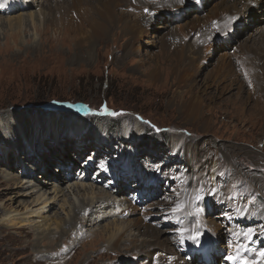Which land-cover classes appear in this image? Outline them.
I'll return each mask as SVG.
<instances>
[{"label":"rangeland","instance_id":"374dc122","mask_svg":"<svg viewBox=\"0 0 264 264\" xmlns=\"http://www.w3.org/2000/svg\"><path fill=\"white\" fill-rule=\"evenodd\" d=\"M7 1L10 0L5 2ZM33 1V6H28L25 10L15 5L9 12L0 11V23L3 22L0 25V132L8 140L5 143L0 142V218L3 213L9 211L27 218L25 225L21 227H8L0 222V264H146L143 254L136 256V248L142 246V242H153L156 239L160 241L156 243L157 245H167L164 244L166 238L167 241H172L170 247L179 245L180 254H178L180 257L184 256V263L203 264L202 259L197 256L195 258L180 241L182 222L178 221L174 225L170 207L176 204V199H179L185 191L190 192L182 189L181 186L185 183L191 186L190 180L194 181L195 178L193 172L196 161H202V158L205 160L208 155L209 159L219 160L223 169L212 181V191L208 189L210 195L204 193L206 201L213 196L214 199L209 200V209L201 210L199 216H206L208 219L213 217L211 223L215 227H221L230 233L232 229H229V226L233 219L228 218L233 216L235 211L225 207V200H220L230 196V202L235 207L239 209L245 207L243 214L246 216V221L241 223L239 228L242 233L252 230L249 235L252 242L251 245L248 244L249 250L254 251L255 248L264 250V188H261L264 187V74L262 73L264 71L260 66L262 56H259L264 55V32L262 33L264 11L259 10L254 19L252 16L242 17V24L237 26H230L233 23V16H229L228 18L232 20L227 23V29L224 25L227 15L217 24V21H212L213 26L221 28L223 40L219 46L222 48L206 51L205 59L214 63L221 54L228 53L230 64L226 68H231V72L228 73L226 69V72L219 75L220 79L217 78L214 84L218 91L215 87L207 88V92L203 95L202 114L198 118L187 117L178 111V105L173 102L172 94L175 87L171 85L169 73L161 69V78L154 83L146 77L147 72L144 73L142 69L149 66L148 54L156 52L158 58L159 54L164 57L173 50V46H159L162 33L169 32L173 26L175 30L177 27V31H180L179 26L195 20L197 15L203 16L207 11L211 12L219 5L233 6L236 10L233 12L234 15L238 13L236 16H244L245 10L242 6L249 7L248 0L244 2L243 0H202L201 7L198 6L199 0H197L198 4L196 0H184L187 8L185 11L177 13L175 12L177 8H173L172 11L169 10V14H166L167 18L160 20L152 16V20L155 21L147 28L143 38L133 46L130 54L126 53L127 37L122 36L121 32L117 35L115 34L117 31H111L106 38H99L100 42L95 41L90 51L91 57L88 55L89 59H84L83 56L86 53L83 50L86 48L84 42L88 41L83 35L87 30L91 32L92 24L81 22L82 19L77 17L78 12L74 9L67 13L73 22L61 21V25L52 24L50 22L53 19L52 15L60 10L66 12L70 2L58 0L56 5L55 0H50L49 4L52 6H46L45 2L41 5L43 0ZM2 4L1 1L0 6ZM204 4L206 7L203 10ZM168 5L177 6L174 3L165 4ZM40 6L44 11V18L40 15V20L35 21L36 29L28 20L25 25L17 27L15 19L18 16L25 17V13L30 10L37 12ZM124 11L133 12L130 7H125ZM141 12L145 14L142 18L144 21L153 13L144 8ZM9 20L12 23H8ZM183 33H181L183 41L190 40V43L194 42L196 45L194 41L198 37L196 32L190 36ZM257 43H262L261 46L259 45L261 49L255 47ZM244 44L247 49H251L250 51L246 49L248 54L245 56L241 54ZM199 46L203 49L201 45ZM162 62L166 65L169 61L165 57ZM184 64L186 69H191L190 59L184 61ZM203 64L206 62L203 61ZM203 73L205 74L202 71L199 77L195 78L197 83L202 84L206 78ZM237 82H240L241 86L238 87ZM180 88L186 91L185 86L181 85ZM222 88L225 90L220 93ZM210 96L213 97L212 101ZM49 101L72 103V109L76 106L74 111L82 117L79 120H71L70 118L77 112L71 111L70 108L69 111L43 109L44 104ZM65 112L68 114L66 115ZM85 113L87 118L83 116ZM81 119H85L83 124L80 123ZM91 130L96 132L92 133ZM13 132L15 135L12 134ZM101 133L106 141L100 139ZM25 135H31L30 139H26ZM173 136H180L183 141L180 140L178 148L171 149L170 141ZM95 144H100L98 153L100 156L97 159L103 157L112 160L127 157L129 162L130 159L135 158V161L132 159L134 162L131 172L127 170V174L133 178H129L128 184L125 181L119 184L132 185L135 182L133 179H140L137 169L144 167L151 173L159 175V185L149 189H146L144 184L128 189L119 186L107 187L105 183L109 185L108 181L97 184L92 183L90 177H84L87 173L82 166L78 170L73 169L74 171L69 170L70 167L66 168L68 165L71 166V162L80 165L82 161L79 160L89 155L90 150H93L91 147ZM194 146L200 147L201 150L197 152L196 159L190 161L186 152L190 154ZM203 148L209 151L208 155L203 153ZM131 149L134 153L135 149L139 150L134 157L130 156ZM175 149L177 154L174 158L171 156ZM166 158L169 159L166 161ZM37 162L44 164L42 171L35 172L31 177L32 170L36 169L33 165ZM57 165L64 166L62 172ZM127 168L128 166L118 163L115 171L125 177ZM27 169L29 173L24 174ZM44 171L50 176L48 179L55 183H60L59 180L68 175L71 182L82 185L83 189L84 186L87 187L78 192L80 194L77 193L76 196L79 198L77 202L89 201L91 184L104 191L94 193V197L98 200L102 198L101 200H105L104 203L100 206L87 207L85 212L79 214L82 219L78 220L76 225L70 226L63 238L59 237V233L55 234L53 243L45 234L57 232L62 229L61 225L53 230L52 228L55 227L53 224L50 227L46 225L48 220L32 218L25 212V206L34 200L32 197L35 194L41 191L46 194L52 192L50 187L52 184L42 185L40 181L44 179L36 177L37 174L45 176ZM13 176L21 181L23 178L27 183L38 184V189H35L39 191L32 192L33 195L22 194V188L16 184ZM48 179L46 180L49 181ZM258 182L261 185H256ZM152 184L154 182L150 183L151 186ZM229 185L232 187L230 193L226 195L223 191L229 189ZM109 188L111 191L108 192ZM132 190H139V193L131 194L134 197L133 201L129 199ZM217 193L220 199L215 198ZM83 194L85 196L82 197ZM168 202L170 204H167ZM55 209L58 218L62 219L64 214L57 206ZM55 209L50 212V217L47 219L52 217ZM125 209L130 214L129 219L138 218L141 220L140 225L146 224L154 228L151 233L153 236L145 237L143 228H136V232L131 227L132 230L126 231V234L120 238L122 244L113 248L111 242L115 238L112 237L117 228L115 223L129 220L121 214ZM250 210L257 214L252 215ZM48 213L42 212L41 216H46ZM88 218L93 221H87ZM156 222L160 223L159 226L155 225ZM205 223L215 231L209 221ZM118 226L120 228L122 224ZM126 228L127 225H124V230ZM138 231L139 234L135 236ZM165 232L168 234L165 235ZM219 233L218 230L215 231L214 242H219L220 238H223ZM133 234L134 236L131 237ZM35 241L40 243H37L36 248L33 245ZM220 250L217 252L214 250L212 254L218 252L220 254L222 251L224 264H228V256L225 257L228 249ZM98 251L101 253H97ZM212 254L209 258L213 261ZM221 260L219 259V262H222ZM182 263L183 260L178 262V264Z\"/></svg>","mask_w":264,"mask_h":264},{"label":"bare ground","instance_id":"6f19581e","mask_svg":"<svg viewBox=\"0 0 264 264\" xmlns=\"http://www.w3.org/2000/svg\"><path fill=\"white\" fill-rule=\"evenodd\" d=\"M1 1L3 3L2 6H0L1 12H3V11L9 12L15 5L17 7H19L21 10L22 9L25 10L28 8V6L29 7L33 6V3H34L33 0H15V1L10 0L7 2H5L6 0H4V1L1 0ZM1 1H0V3H1ZM49 1L50 0H43V2L42 3L40 2V3H41V5H43V3L45 2L46 6H48V5H50ZM68 1L70 2L69 9L67 8L68 6H66V8L68 9V10L66 9L67 10L66 12L60 10L59 12L52 15V17H53L52 20H50V19L49 20L52 24L54 23L56 25H59L61 23V21L73 22V20H71V18L69 19V17L67 16V13H68V11L70 12L71 9L72 10L74 9V10H77V12H78L77 17L82 19L81 22H84L86 24H88V23L92 24L91 32L89 30H87L86 34L83 35L88 39L87 42H84L86 44L85 45L86 48L83 49L84 51H86V53L83 54L84 59H89L88 55L89 56L91 55L90 51L92 50V47H93L95 41L99 40V38L100 39L106 38L111 33V31H113V32L117 31V32H115V34H117V35H119V32H121L122 36L127 37V42L125 45L126 53L130 54L133 51V46L135 44H137V42L143 38V36L147 33V28L149 26H151L152 23L155 21V20H152V16H156V18L158 20H160V18H162V19L167 18L168 15H166V14H169V12H170L169 10L172 11L173 8H177V11L175 10V12H177V13L180 11H185L187 9L185 6L184 0H153L154 2L152 0H107V1H105V0H86V1L85 0H68ZM199 1H200L199 4H198V1H197V4H198V6L201 7V5H202L201 1L202 0H199ZM248 1L250 3L249 4L247 2L249 7L242 6L243 9L245 10L244 16H236L238 13H236V15H234L233 12L236 10L233 9V6L223 7V6L219 5V6H215L214 9H212V11L210 10L211 12L207 11L206 14L203 16L197 15L195 20L187 21V23L179 26L180 31H177V27L175 30V28H173L174 27L173 26L172 29L170 28L169 32H167V33L163 32L162 36L159 38V44H160L159 46L160 47L173 46L172 47L173 50L170 51L169 53H167L164 57L162 54H161L162 56L159 54L158 58L156 57L157 56L156 52L155 53L151 52L150 54H148L149 60H147L148 61L147 63L149 64V66L143 68L142 69L143 72L144 73L147 72L146 77L149 80H151L153 83L159 81V79L161 78V74H160L161 69L166 71L167 73H169L171 85H173L175 87L173 90V94H172L173 98H174L173 102H176V104L178 105V111L182 115H185L187 117H198L199 118L202 114L201 112H202L203 102H204V99H203L204 96L203 95L207 92L206 91L207 88L208 87H215V90L218 91L216 85H214L215 82L217 81V78H219V75H221V73L223 74L224 71L226 72V69H227L228 73L231 70V68H229V69L226 68V66L228 67V65L230 64V61H228V56H229L228 53L221 54L220 57L214 63L212 62V60L207 61L206 60L207 58L205 59V54H206L205 52L206 51H211L213 49L216 50L217 48H222L221 46H219L223 40V39H221V35H223L221 28L218 29V28H216V25L213 26L212 21L213 20L217 21L216 22V24H217L218 22L223 20L224 16L227 15V18H225V20H224L225 21L224 25L226 27L227 23L230 22V20H232L231 18H228V17L233 16V23L230 24V26H237L239 24H242L241 23L242 17L249 18V16H252V18L254 19L255 14L259 10L264 11V0H248ZM62 2H63V0H62ZM162 2H165L166 5L170 4V3H174L177 6H171V5L165 6V4L163 5ZM243 2H244V0H243ZM55 4L56 5L58 4V0H55ZM242 5H244V4L242 3ZM50 6H52V5H50ZM41 7L42 6H40L39 11H37V12H33L31 10L28 11L27 13H25V15H24L25 17L18 16L15 19L17 27H21V26L25 25L26 21L28 20L30 23H33L32 26H34V28L36 29V26L34 25V24H36L35 21L37 19L40 20V15H43L42 17L44 18V11L41 9ZM60 7L62 8V6H60ZM125 7H130L133 10V12L124 11ZM161 7H163V8L161 9ZM205 7H206V4H204L203 10L205 9ZM143 8L146 9L147 11H153L151 16L146 21H144L142 19L145 15V14H143V12H141V9H143ZM240 10L241 9H239V11ZM134 11H138V12L136 13ZM187 13H189V12H187ZM164 15H166V16L163 18ZM193 15H196V14H193ZM84 18L87 20H84ZM262 18L264 19V16ZM170 19H171V17L169 18V20ZM171 21L172 20H170V22ZM10 22H11V20H9L8 23H10ZM222 23H221V25H222ZM1 24H3V22L0 23V25ZM219 25L220 24H218V26ZM221 27H223V25ZM226 29H227V27H226ZM222 30H224V29H222ZM178 32H181V33L184 32L186 36H188V35L190 36V34H194L196 32V34H198L197 39L194 40V41H196V45L194 42L190 43V40L188 42L183 41V37H181V33H178ZM263 32H264V30L262 31V33ZM260 34H257V35L260 36ZM85 37H83V38H85ZM219 39H220V42H218ZM100 41L101 40H99V42ZM257 42H258V39H257ZM260 42H262V41H260ZM199 45H201L203 49H200ZM251 45H253V44H251ZM259 45L261 46L262 43L261 44L257 43L255 45V47L257 49H261ZM214 46H219V47H214ZM246 49H247V46L245 45L244 48L242 49L243 53H241V54H243V56L248 54ZM247 50H249V49H247ZM245 51H246V53H245ZM255 51H257V50H255ZM259 53L260 52H258V54ZM259 56H262V59H260L262 63L260 61L259 62L262 64L260 66L264 71V55L262 54ZM259 56H257V57H259ZM165 57L169 61L168 64H166V65H164V63L162 62L163 59H165ZM237 58H239V57H237ZM188 59L191 60V69H189V70L186 69V67L184 66V65H186V64H184V61H186ZM203 61H205L206 64H203ZM141 62H143V61H141ZM141 66L142 65H140V67ZM242 70H244V69H242ZM246 70H244V72ZM202 71L205 72V74L204 73L203 74L206 75V78L203 81L204 83L202 82V84H201L198 82L199 83L198 84L195 78L199 77V75ZM250 71H252V70H250ZM262 73L264 74V72H262ZM222 77H224V76H222ZM235 79L237 80V78H235ZM239 83L237 84L238 87L241 86L240 85L241 83L240 84ZM204 84H205V87H204ZM181 85L186 87V91H184L180 88ZM224 90H225V88L224 89L222 88L219 92L220 93L224 92ZM207 96H209V95H207ZM209 98H210V101L213 100V97L210 96ZM2 134L3 133L0 132V142L1 143L8 142L6 136H2ZM12 134L15 135L14 132ZM30 136L25 135L26 139H30ZM180 140H181V142L183 141V139H181L180 136H178V137L173 136L171 138V141H170L171 142V144H170L171 149L175 148V147L178 148L180 146V143H181ZM204 149L205 148H203V151H204L203 153L208 155L209 151H205L206 149L205 150ZM200 150H201L200 147L198 148V147L194 146L191 149V153L189 154V152H186V155L188 156V158H190V161H192L195 158V156H197V152H199ZM176 151H177V149L173 150L172 152L175 153ZM121 159H122V157H118V160H120V162H122ZM132 159L135 161V158H132ZM132 159H130V161H129L130 163L128 162V164L130 165V168H129V165H127L128 168L126 169L125 177H123V178H127V180L124 179L125 182L129 181L128 178H130V177L133 178V176L127 174V170H129L130 172L132 170V163L134 162V161H132ZM26 160H28V159L26 158ZM198 162L196 161V165H195L194 172H193L194 177H195L194 181L190 180L191 186L186 184V183L181 186L182 189H187L190 192L185 191L182 195H180L179 199H176V202H175L176 204H174L172 207L169 206L171 208L170 214H171V217H173L174 225L178 221L182 222L180 224V227H181L180 235H179L180 241H182L183 245H185L187 250H190L191 254H193L194 256L200 257L203 261V264H213L214 262H216L217 261V255L219 254V252L215 253L213 255L212 254L213 251L215 250L217 252L218 250H220V249L222 250L225 248H227L230 251L229 252L227 250V253L225 255V257L228 256L227 259L229 260V264H245V262H250V264H264V259H262V256H261V252H264V250L259 249V248H255L253 246L256 250L250 251L248 244L252 243L250 241L251 236H249V235L246 236L245 235L246 232L242 233L241 228H239L246 221V218H245L246 216L243 214L245 212L244 206H242V208L239 209L237 206L235 207L233 205V203L230 202V196H226V197L220 199V196L218 193L215 195L216 199L219 198L220 200H225V202H226L225 207H228V209H234V211H235V212H233V216H230V217L228 216L229 217L228 219H233V222L230 223V226H229V229L230 228L232 229L230 233H227L221 227H218V228L215 227V225H213L211 223V220L213 217L208 219L206 216L205 217L199 216L198 213L201 210L204 211L206 209H209V206H208V204L210 202L209 200L214 199V196H213L212 198L210 197L208 201H206L207 198H205L203 195H204V193H206L205 195H210V192H208V189H210V191H212L211 183L215 179V176L217 175V173H219V171H221L223 169V165L219 160L212 159V158L209 159V155L207 157H205V160L202 158V161H198ZM22 164L24 165L23 162H22ZM43 165L44 164H41V167H43ZM84 170H85L84 172L88 173L87 167H84ZM137 170L139 173L138 176L140 177V179H138V181H139L138 184H140V185L144 184L147 187V189H149L151 187L153 188V187L159 185L160 179H159L158 174L151 173L147 168H144V167H140ZM27 172L29 173L28 169L26 170V172H24V174ZM106 172L109 173V174L107 173V176L113 177L112 181H113V183H115V180H116V178L119 177V174L117 172H115L112 175L111 171H109V170H107ZM44 173L46 174L45 176L37 174L36 177L37 178L41 177L42 179H44L43 181H40V184H42V185L44 183L52 184L50 186L52 188V192L49 194L48 193L46 194V192H43V191L38 192L39 190L36 191L35 188L38 189V184L35 185L34 183L29 182L30 186H28L29 183H27L26 181L24 182L23 178H22L23 182L21 180H18L19 178L16 176H13V179L16 182V184L22 188V191H23L22 194H24V193L28 194L29 193V195H33L32 192H36V193L38 192L37 194H35L32 197L34 200H31L30 203L25 206L26 207L25 212L27 213V215H29L32 218L39 217V218H41V221L48 220L49 222L46 225H48V227H50L53 224V226H55L52 228L53 230L59 228L61 225L62 229L60 228V230H58L57 232H52V233L50 232L51 233L50 235L45 234V236H48L50 238L51 243H53V237H56L55 234L59 233V237L61 236L63 238V236L66 235L67 231H69L70 226H72L73 224L76 225V223H78L77 221L82 219L79 216V214L82 212H85L87 210V207H91V206H95V205L100 206L101 204L104 203L105 200H101L102 198L98 200V198L94 197V193H96V191L100 192V193H101V191L102 192H104V191L100 188H97L96 185L93 186L92 184L91 185L89 184L90 190H91L90 191L91 196H90V198H88L89 201H82L80 203V201H78V202L76 201V200H79V198L76 195L78 192H80L84 189H87V187L84 186V189H83L82 185H78L76 182H74V183L71 182L69 180L68 175H67V177H63L62 179H60L59 180L60 183H55L52 180L48 179L49 175H47V173L45 171H44ZM80 173H82V172H80ZM98 173L99 172L97 171L96 175ZM94 176L89 179L92 183L102 184L101 180L105 179L102 177L95 179ZM51 178H54V177H51ZM190 178H192V177H190ZM46 179H48L49 181H47ZM155 179L157 181H154ZM68 181H70V182H68ZM153 182H154V184H152V186H151L150 183H153ZM65 184H67V185H65ZM258 184H260V183L258 182L256 185H258ZM117 185L120 188L121 187L123 188V186H124V187H126V189H128L131 186V185H125V184L121 185L119 183H117ZM140 185H138V186H140ZM231 187L232 186L229 185V189L223 191V193L226 195L229 194ZM261 188H264V187H261ZM93 190H95V192ZM107 191L108 192L111 191L110 188L107 189ZM78 194H80V193H78ZM87 194H88V192H87ZM83 196H85V194H83L82 197ZM133 198H134L133 195H130L129 199H131L133 201ZM125 199H127V198H125ZM167 204H170V203L168 202ZM177 204H181L184 207L183 212H181V213H174L173 212V209L175 208V206ZM29 205H31V206H29ZM197 205L199 206V208H197ZM56 206L58 207L59 211L64 214L62 219L58 218V215H57L58 212L55 209ZM53 209H55V210L53 211L52 217L50 219H47V217H50L49 216L51 214L50 212ZM42 212H49V213L46 216H41ZM250 212L252 213V215L257 214L253 210H250ZM250 212H248V214ZM121 214H123L124 217H127V219H129L128 217H130V214H128V211H126V209L122 210ZM26 220H27L26 217L20 216L18 213H13L12 211L3 213L2 217L0 218V222L2 224L7 225L8 227H10V226L11 227H13V226L21 227V226L25 225ZM87 221L91 222L93 220L91 218H88ZM208 221L212 226H214L215 231L218 230V233L220 232L219 234H222L223 238H220L219 242H214L213 235H215V231L212 230L205 223V222L208 223ZM238 221H240V223ZM114 222H116V221H114ZM126 222H128V223H126ZM117 223H115V227H117V228H115L116 229L115 234L112 236V237L115 236V238L111 242V245L113 248L118 247L119 244H122L121 243L122 241H120V238L126 234L125 233L126 231L130 232L132 230L131 227H133L136 230V232H137L138 228H143L142 232L144 234L143 236H145V237L152 235L151 233H153V230H154V228L147 226L146 224L140 225L141 220L138 218L135 220L129 219V220L125 221L124 223H122V222H117ZM158 223L159 222H156L155 225L159 226L160 223L159 224ZM121 224H122V227L119 228L118 225H121ZM124 225H127V228L125 230H124ZM161 233H163V232H161ZM137 234H139V231H138V233L135 234V236ZM166 234H168V233L165 232V235ZM133 236H134V234L131 237H133ZM167 237L169 238V235ZM45 238H47V237H45ZM165 240H164V244L167 243V245H162V244L157 245L158 243H160V241L158 242V239L154 240L153 242L151 240H150L151 242L146 240L148 243L142 242L141 243L142 246H138L136 248L137 249L136 256L139 255L140 253L143 254L145 256L146 264L147 263L148 264H178V262L181 260H183L182 264H186V263H184V261H185V258H183L184 256L180 257V255H179L180 254V251L178 250L179 245H177V246L174 245V247L171 246L172 247L171 248L170 245H172V241H170V240L165 241ZM171 240H173V239H171ZM252 240H253V238H252ZM217 241H218V239H217ZM228 242H229V244H228ZM37 243H39V241L38 242L35 241V243L33 244V245H35L34 246L35 248L38 246ZM28 244L30 245V243H28ZM229 247H230V249H229ZM97 253H101V251H98ZM210 254L213 255V261H212V259L209 258ZM229 257H235L236 259L230 260ZM145 262H143V263H145Z\"/></svg>","mask_w":264,"mask_h":264},{"label":"water","instance_id":"95a60500","mask_svg":"<svg viewBox=\"0 0 264 264\" xmlns=\"http://www.w3.org/2000/svg\"><path fill=\"white\" fill-rule=\"evenodd\" d=\"M69 108L72 109V103L66 104L64 102H59V101L58 102L49 101V102L44 104L43 109H45V110H62V111H64L63 109H65V111H69ZM74 108L71 111H74ZM74 112H77V111H74Z\"/></svg>","mask_w":264,"mask_h":264},{"label":"snow or ice","instance_id":"6c2138e0","mask_svg":"<svg viewBox=\"0 0 264 264\" xmlns=\"http://www.w3.org/2000/svg\"><path fill=\"white\" fill-rule=\"evenodd\" d=\"M184 211V207L181 205V204H177L176 206H175V208L173 209V212L174 213H181V212H183ZM251 231L252 230H249V232L248 233H246L245 235L247 236V235H250L251 234ZM261 256L262 257H264V252H261ZM229 259L230 260H234V259H236L235 257H229ZM245 264H250V262H245Z\"/></svg>","mask_w":264,"mask_h":264},{"label":"trees","instance_id":"16d2710c","mask_svg":"<svg viewBox=\"0 0 264 264\" xmlns=\"http://www.w3.org/2000/svg\"><path fill=\"white\" fill-rule=\"evenodd\" d=\"M66 113V112H65ZM68 113H66V115H67Z\"/></svg>","mask_w":264,"mask_h":264}]
</instances>
